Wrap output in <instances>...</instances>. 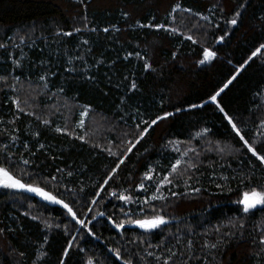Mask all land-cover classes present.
<instances>
[{"label": "trees", "instance_id": "1", "mask_svg": "<svg viewBox=\"0 0 264 264\" xmlns=\"http://www.w3.org/2000/svg\"><path fill=\"white\" fill-rule=\"evenodd\" d=\"M262 43L264 0H0V166L84 222L0 188V264H264V205L237 203L264 191V165L245 147L264 156ZM205 47L216 55L201 64ZM154 210L166 221L156 229L126 222Z\"/></svg>", "mask_w": 264, "mask_h": 264}, {"label": "snow or ice", "instance_id": "2", "mask_svg": "<svg viewBox=\"0 0 264 264\" xmlns=\"http://www.w3.org/2000/svg\"><path fill=\"white\" fill-rule=\"evenodd\" d=\"M244 4H240L239 8H244ZM179 8V4H177L172 11L175 12L177 9ZM183 11L185 12H190V9H183ZM223 11V9H222ZM242 13L240 11H236L233 15V18L228 19L226 21V23L230 26H235L237 24V18L239 16H241ZM201 19H207V17L202 16ZM157 28L163 27L162 25H156ZM105 31H107V29H105ZM170 31L172 33H176L177 29L176 28H172L170 29ZM64 35H70V33H64ZM228 35L227 32L224 33V36ZM224 36H220L217 39V43H219L220 41H222L224 39ZM186 39L192 40L193 38L191 36H187ZM196 41L193 40V43H195ZM0 47H3V45H0ZM261 49H264V43L260 44L258 48H256V50L254 52H252V56H256L258 52L261 51ZM216 55V53L212 50H210L209 48L205 47L203 49V59L199 61V63L203 64L207 61L212 60V58ZM252 56L249 57V60L252 58ZM247 63V61L245 62ZM145 69L147 70L150 66L146 63L144 65ZM3 79V78H0ZM41 79H44L43 77H41ZM231 81H229L230 83ZM133 88H135V84L133 83L132 85ZM225 87H227V85H225ZM221 91H223V89H221ZM217 95H219V93H216L215 95H211L210 96V100L213 104H216L217 108H220V105L217 104ZM18 102L13 100V104H17ZM193 107H196V105H193ZM23 109H21L22 111ZM221 111H223V109H220ZM29 115H31V113H29ZM83 115V113H82ZM171 113L165 112L163 116H157L155 119L151 120L150 123L148 122H144L145 124H147V127H144L142 129L138 130V136L139 138H143L144 134L148 132V130L153 126L156 125L160 120L166 119L168 116H170ZM225 119L228 120V123L232 125L233 131L236 132L237 136H240L239 131L236 128V125L233 123V121L226 115ZM44 123H47V121H44ZM83 123V121H81V124ZM57 131H60V129H57ZM199 135V133H198ZM80 139H83V137H80ZM241 140H244L243 136H240ZM245 147L248 148V151L252 153L253 156L256 157L257 160L260 161V164L264 165V156L258 155L256 151L253 150L252 147H249L247 142L245 141ZM132 148L130 147L128 149V152H131ZM113 154L114 153H111ZM124 155H127V153H124ZM24 163H28L27 161H25ZM124 160L121 159L120 162L116 165L115 168H113L110 172V174L108 175V177L104 180V184L101 185L100 187L103 188L104 185L108 184L109 180H111L113 178V174L116 173L117 169L120 167V164H123ZM181 161L179 159L176 160V162L174 164L171 165V169L169 174H166L163 176L162 179L157 180L156 182V187H157V192H159L160 188L165 186L166 184H171L172 180L170 179L171 175H174L177 171H178V166L180 165ZM152 169H149L148 172H146L143 176L142 179H152ZM53 179H55V177H53ZM145 185L143 184V182H141L140 184L137 185L138 189H145ZM0 188H4V189H14V190H23L29 193H34L37 196L41 197L43 200L52 203V204H57L60 205L62 208H64L68 215H70L72 217L73 220H76L77 224H80L82 226H84V222L77 219L76 214L73 212V209L67 204L64 203L61 199H58L55 195L45 191L43 188L41 187H37L34 184H26L24 182H22V180L18 177H16L12 172L9 171L8 168L0 166ZM97 196L100 195L99 192L96 193ZM111 195H116L115 193H112ZM173 195H175V193H173ZM118 199L121 200L122 202H124L125 204L130 202V197L127 195H123L120 194L118 196ZM155 199H163L162 196H158V195H153L152 197H150V200H155ZM93 203H95V201H93ZM139 203V201H138ZM238 204L242 205V210L244 213H248L251 209H254L257 205H264V191H257L256 189H252L249 192H244L242 194V198L239 199L237 201ZM144 205H148L149 204V200H145L143 202ZM141 211H144V208H141ZM99 215H103V213H99ZM124 215L127 217L128 213L125 212ZM94 219V218H93ZM128 224L130 225H135L136 227L144 230V231H150L153 229L158 228L160 225L166 223L165 219L163 216H161L158 212H155V210L153 211L152 215H145V217L143 219L140 218H135V219H128L126 221ZM108 223L112 225L113 228H115L117 231H120V229L124 228L125 226V222L121 221L119 223L114 222L111 218H109ZM235 226V225H234ZM240 227H243V225H239ZM88 234L91 236L92 232L89 231ZM260 244L264 245V237L260 238ZM71 242H69L70 244ZM212 247H215V245H212ZM81 251H83V249H81ZM112 249H109V252H112ZM68 253V249L64 250V254L67 255ZM114 255H116V259L119 260L120 256L119 253H114ZM174 255V253H173ZM157 259H159V257H157ZM60 264H65V261L62 259L60 261ZM86 264H93V260L92 259H88L86 261ZM124 264H132L131 260H125ZM164 264H168V261L165 260Z\"/></svg>", "mask_w": 264, "mask_h": 264}, {"label": "water", "instance_id": "3", "mask_svg": "<svg viewBox=\"0 0 264 264\" xmlns=\"http://www.w3.org/2000/svg\"><path fill=\"white\" fill-rule=\"evenodd\" d=\"M25 192H26V191H25ZM27 193L30 194L32 197H35V198L38 199L39 201H42V202H44V203H46V204H48V205H50V206H57V207L62 208L60 205L52 204V203H49V202L43 200L41 197L37 196V195L34 194V193H29V192H27ZM62 209L65 210L64 208H62ZM65 211H66V210H65ZM66 212H67V211H66Z\"/></svg>", "mask_w": 264, "mask_h": 264}, {"label": "rangeland", "instance_id": "4", "mask_svg": "<svg viewBox=\"0 0 264 264\" xmlns=\"http://www.w3.org/2000/svg\"><path fill=\"white\" fill-rule=\"evenodd\" d=\"M257 206H261V205H257ZM257 206H256V207H257Z\"/></svg>", "mask_w": 264, "mask_h": 264}]
</instances>
